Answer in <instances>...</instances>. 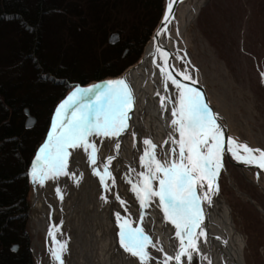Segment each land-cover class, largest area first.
<instances>
[{"label":"bare ground","instance_id":"bare-ground-1","mask_svg":"<svg viewBox=\"0 0 264 264\" xmlns=\"http://www.w3.org/2000/svg\"><path fill=\"white\" fill-rule=\"evenodd\" d=\"M207 1H181L165 31H159L161 21L158 23L146 53L154 51L157 59H167L170 70L174 69L173 76L180 83L202 94L204 103L208 105L223 133L221 139L225 150L222 154V167L215 181L218 190L208 193L210 204L206 200L201 202V228L207 234V240L204 242L200 238L199 252L194 253L191 261L186 264H235L243 263L246 241L235 227L230 204L222 196L225 182L232 169H239L251 184L264 193V169L255 162L242 163L227 149L231 147L233 151H237V145H246L249 149L264 152V149H260L264 148L260 145L264 144V139L254 136L246 124L241 126L233 121L232 106L210 86L205 74L207 68L198 60L200 48L205 50L206 47L200 43L195 23ZM163 52L168 55L162 58ZM154 66V62L151 66L150 62L135 64L119 77L79 88H95L99 85L97 91H100L110 82L125 80L134 96V106L130 112L128 128L118 138H89L98 149L95 165L90 163L89 154L82 148L69 149L71 154L66 168L68 175H59L54 179L49 177L43 183L39 180L34 182L32 178L35 191L32 221L38 225L37 231L42 232L48 243L44 264H60L53 253L61 254V245H66L61 254L63 264H141L137 257L121 246L119 233L122 231L120 225L124 221L133 230L143 229L152 242L146 248L149 254L147 264H166L167 256L175 257L178 254L180 242L176 236L177 230L166 218L159 198L152 197L150 201L142 204L134 191L142 187L141 174H147L145 157L151 149L144 143L145 140L156 146V159L162 163L170 148H178L173 143V140H179V133L172 125V111L178 107L180 89L170 81L167 83L170 87L166 86L164 76L155 69L158 62ZM176 72L190 75L191 80L177 76ZM75 91L76 89L62 103L69 106V113L72 105L69 97ZM87 99L89 98L85 102ZM58 111L59 107L47 141L41 149L51 142L54 127L59 120L64 119L63 115L57 117ZM230 140L235 143L230 145ZM209 143L212 141L209 140ZM41 149L33 161L31 172L34 167L44 166ZM109 157L112 158L110 164ZM105 167L108 168L110 177L105 175ZM101 176H104L103 181ZM201 183L204 188L197 185L198 195L207 191L208 181ZM158 186V179L153 180L152 190H158ZM197 231L199 233V229ZM171 264L178 262L173 259Z\"/></svg>","mask_w":264,"mask_h":264},{"label":"rangeland","instance_id":"rangeland-1","mask_svg":"<svg viewBox=\"0 0 264 264\" xmlns=\"http://www.w3.org/2000/svg\"><path fill=\"white\" fill-rule=\"evenodd\" d=\"M28 1H31V6L34 5L35 8L37 3L40 7H44L45 4V1L40 3V0ZM92 1H46L47 7L49 2L57 3L54 9L60 13L49 12L46 18L43 16L44 18L38 23L39 30L34 33V38L37 39V49L34 52L27 44L29 38L24 37L26 30L23 31L18 16L7 12L8 10L3 14L0 13V23H2L0 81L13 86L23 80L27 85L36 74L37 78L32 80L33 83L40 79L38 82L46 81L44 84L50 86L49 90L52 89L51 102L46 109L41 107L42 114L34 125L38 132L41 130V134L43 128L47 126L56 101L64 95L61 101L63 102L75 88L74 83H79L81 77L85 80L83 85L101 79H114L124 74L130 66L137 64L162 18L166 2V0L157 2L110 0L105 9L100 8L95 11L92 8ZM94 6L98 7V5ZM195 28L200 35V43L206 47L205 50L200 48L198 60L207 68L205 74L208 83L226 103L232 106L233 121L240 123L241 126L246 124L254 136L264 139V0H208L196 18ZM70 29L78 33L71 34ZM26 32L29 37H33L32 33ZM115 33L120 36H118L120 39L116 45L117 49L107 50L109 45L107 40L113 38ZM133 38L138 39L137 43L141 42V48L131 50L128 43ZM67 48L72 49L74 53L70 56L65 54L69 57L66 65H71L72 57H77L76 53L79 51L82 53L80 59L71 65L79 72L78 75L72 74L70 78L60 77L57 76V72L50 74L44 67L38 65L37 58L43 55L48 64L46 66L59 69L57 67L59 63L55 62V58L63 54L61 51H66ZM126 50V55L122 57ZM22 51L25 53L18 59L20 64L13 65L11 62ZM103 57L106 59L111 57L115 60L103 65ZM53 58V64L56 66L52 65ZM132 61H134L132 64H128ZM98 72L105 74L94 80L89 78ZM111 72L113 74L108 75ZM55 77L69 79L70 82L65 80L64 83L58 84ZM47 79H51V82ZM61 102L54 107L49 132ZM45 142H42V146ZM260 145L264 147L263 143ZM33 161L29 169L31 191L28 199L30 207L27 227L34 264L39 262L44 264L48 254V243L42 232L37 231L38 225L32 221L35 196L31 176ZM224 188L222 196L230 204L235 227L246 241L244 251L246 263L264 264V193L251 184L239 169H232Z\"/></svg>","mask_w":264,"mask_h":264},{"label":"snow or ice","instance_id":"snow-or-ice-1","mask_svg":"<svg viewBox=\"0 0 264 264\" xmlns=\"http://www.w3.org/2000/svg\"><path fill=\"white\" fill-rule=\"evenodd\" d=\"M175 2L176 0H173V3ZM172 10L170 4L168 7L170 15ZM168 19L169 17L166 16L165 23ZM167 55L166 52L161 53L162 58ZM158 67L165 78V85L167 86L170 81L180 89L178 107L172 111L174 117L172 125L179 133V140H173V143L177 144L178 148H170L169 152L165 153L162 163L161 160L156 159L154 152L156 146L151 141L145 140L144 143L151 149L145 157L147 174H141L142 187L134 191L142 204L150 201L152 197L159 198V204L168 221L176 228V236L180 242L178 254L175 257L167 256L166 264H171L173 259L178 264H186L191 261L194 253L199 252L200 238H203L204 242L207 240V234L201 228L203 222L201 202L206 200L210 204L208 193L218 190L215 181L222 167V154L225 150L221 139L223 133L208 105L204 103L202 94L180 83L173 76L174 69L170 70L167 59L163 60V66L158 65ZM176 75L191 80V76L186 73L176 72ZM98 88L99 85L95 88H77L69 97L72 101L70 113L67 111L68 105L59 106L56 115L58 118L63 115L64 119L59 120L54 127V136L50 137L51 142L41 149L44 166L32 169L31 176L34 182L39 180L43 183L49 177L54 179L59 175H68L66 168L71 154L69 149L82 148L89 154L90 163L95 165L98 149L89 138H118L128 128L130 112L134 106V96L128 83L125 80H118L108 83L106 88L100 91H97ZM86 98H89L87 102H85ZM163 102L162 97V106ZM209 140L212 143H209ZM233 143L235 141H229L230 145ZM116 148H119L118 142ZM227 150L242 163L255 162L258 167L264 169V152L249 149L246 145H237V151H233L231 147ZM111 159L108 158L109 164ZM104 173L110 177L107 167ZM96 174L100 175L99 172ZM100 178L104 180V176ZM157 179L158 190L153 191L151 184ZM204 180L208 181L207 191L203 195H198L196 187L199 184L203 189L204 185L201 181ZM120 227L121 246L132 256L137 257L141 264H147L149 254L146 248L152 243L149 237L145 235L143 229L129 228L127 221L121 223ZM65 247L66 245L60 246L61 254ZM53 254L60 264H63L62 255L55 252Z\"/></svg>","mask_w":264,"mask_h":264},{"label":"trees","instance_id":"trees-1","mask_svg":"<svg viewBox=\"0 0 264 264\" xmlns=\"http://www.w3.org/2000/svg\"><path fill=\"white\" fill-rule=\"evenodd\" d=\"M42 1H45L44 7H40L37 3L35 8L28 0H0V13L3 14L7 10V12L15 13L22 22L23 31L32 33L33 37H29L30 35L25 31L24 37L29 38L27 44L33 52L37 49V39L35 40L34 33L39 30L38 23L44 18L43 16L46 18L49 12L60 13L54 9L57 4L54 2L60 0L49 2L48 7L46 1L49 0H40V3ZM109 1L93 0L92 8L95 11L100 8L105 9ZM150 1L157 2L158 0ZM94 5H98V7ZM1 25L2 23H0V27ZM137 41L138 39L134 38L129 40L128 44L131 50L141 48V42L137 43ZM23 53L25 52L22 51L11 63L13 65L20 64L18 59ZM37 61L38 65L44 67L50 74L57 72V76L66 78H70L72 74H79L71 66L61 67L57 70L54 67L46 66L48 64L43 55H40ZM59 61V59L55 60L57 63ZM60 62L62 63L63 60ZM53 63L54 61L52 65H55ZM35 76H33L34 80L37 78ZM32 80L30 79L27 85L22 80L21 83L13 86L5 81H0V264H34L27 227L30 207L28 199L31 191L29 169L37 149L48 132L54 107L62 98L54 104L42 134L41 130L39 129L38 132L35 127L27 130L24 109H28L38 121L42 114L41 107L46 109L51 102L50 92L52 89L49 90L50 86L44 84L46 81L41 83L38 82L40 79H37V83H33ZM13 246L18 247L16 252L11 250Z\"/></svg>","mask_w":264,"mask_h":264},{"label":"water","instance_id":"water-1","mask_svg":"<svg viewBox=\"0 0 264 264\" xmlns=\"http://www.w3.org/2000/svg\"><path fill=\"white\" fill-rule=\"evenodd\" d=\"M181 1H184V0H176V2L175 3H173V0H166V2H165V10H164V13H163V17H162V19L160 20L161 22H160V24L161 25H159V31L160 32H163V31H165V29H167V27L169 26L168 24H169V22H170V20L173 18V15H174V12H175V10H176V8H177V5L181 2ZM170 4H172V13H171V15L169 14V12H168V7H169V5ZM169 17V19H168V22L167 23H165V17ZM159 31H158V33H159ZM152 38V37H151ZM150 38V39H151ZM117 40H118V35H114L113 36V38H112V40H110V42L112 43V44H115L116 42H117ZM149 43H150V41L147 43V45L145 46V49H144V52H143V55H142V57L140 58V60L137 62V64H144V63H148V62H150V66H151V64H153V62L155 63V66H157V62H158V65H160V66H163V60L160 58H158L157 59V56L155 55V52L154 51H150L149 53H146L147 52V49H148V47H149ZM148 46V47H147ZM154 66V67H155ZM155 69L160 73V75H162L161 74V72H160V67H155ZM156 71V72H157ZM123 75V74H122ZM96 83V82H95ZM99 83H102V82H98L97 84H99ZM168 86V85H167ZM168 87H170V86H168ZM24 115L26 116V122H25V128L27 129V130H30V129H32L33 127H34V125H35V123H36V119L34 118V117H32L31 116V114H30V112H29V110L28 109H25L24 110ZM235 166H237V165H235ZM237 167H240V166H237ZM235 168V167H234ZM17 249H18V247L17 246H13L12 247V251L13 252H16L17 251ZM37 261H39V258L37 259ZM37 264H40V262L39 263H37ZM235 264H247L246 263V261H245V259H244V256H243V263H236L235 262Z\"/></svg>","mask_w":264,"mask_h":264},{"label":"flooded vegetation","instance_id":"flooded-vegetation-1","mask_svg":"<svg viewBox=\"0 0 264 264\" xmlns=\"http://www.w3.org/2000/svg\"><path fill=\"white\" fill-rule=\"evenodd\" d=\"M61 16V15H60ZM56 17V16H55ZM102 27V26H101ZM102 30V29H101ZM70 32H72L71 34H75V32H77V31H75V30H69ZM59 32V31H58ZM78 33V32H77ZM115 35H118L117 33H115ZM119 36V35H118ZM120 37V36H119ZM118 39H120V38H118ZM110 40H112V38H110ZM110 40H107L108 41V43H109V45H108V49L107 50H110V51H114V50H116L117 49V43L119 42L118 40H117V42L115 43V44H112L111 42H110ZM62 50V49H61ZM64 51V50H63ZM61 51V53H63V54H61L60 56L58 55V57L57 58H55V60L56 59H59L60 61L61 60H63V62L61 63V62H58L59 64L57 65V67L58 68H61V67H63V68H67V67H70L71 65H73V64H75L79 59H80V57H81V52L79 51H77L78 53H76L77 54V57H72V59H73V61H71L72 63H71V65L69 66V65H66V63H67V61H68V56H65V54H68L69 56L70 55H72V53H74L73 52V50L72 49H69V48H67L66 49V51ZM103 51H106V50H103ZM58 53H60V51L58 52ZM71 53V54H70ZM126 53H127V50L124 52V54L122 55V57H124L125 55H126ZM97 54H99V53H97ZM109 59H106V58H104L103 57V59H102V61H104V63H103V65H107V64H110V62L112 61V60H115V59H112L111 57H108ZM105 59H106V61H105ZM77 60V61H76ZM76 61V62H75ZM72 67V66H71ZM74 68V67H73ZM105 73L104 72H101V73H99L98 72V74H94L93 76H89V78L90 79H97V78H99L100 76H102V75H104ZM111 74H113L112 72L111 73H109L108 75H111ZM84 77V76H83ZM56 78V77H55ZM88 79V78H87ZM107 79V78H106ZM44 80H46V79H44ZM66 80V81H65ZM102 80H105V79H101V80H96V81H102ZM47 81H50L51 82V79L49 80V79H47ZM56 81H57V83L58 84H60V83H64V81L65 82H70V80L69 79H64V78H59V77H57L56 78ZM85 80H84V78H82L81 77V79H80V82L79 83H74V85H76V84H82L83 82H84ZM52 82H53V80H52ZM56 84V83H55Z\"/></svg>","mask_w":264,"mask_h":264}]
</instances>
